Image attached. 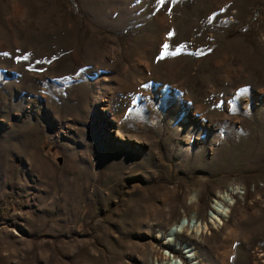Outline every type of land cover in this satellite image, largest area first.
<instances>
[{
	"label": "rangeland",
	"instance_id": "374dc122",
	"mask_svg": "<svg viewBox=\"0 0 264 264\" xmlns=\"http://www.w3.org/2000/svg\"><path fill=\"white\" fill-rule=\"evenodd\" d=\"M189 247L264 264V0H0V264Z\"/></svg>",
	"mask_w": 264,
	"mask_h": 264
},
{
	"label": "bare ground",
	"instance_id": "6f19581e",
	"mask_svg": "<svg viewBox=\"0 0 264 264\" xmlns=\"http://www.w3.org/2000/svg\"><path fill=\"white\" fill-rule=\"evenodd\" d=\"M238 190H239L238 187H231L229 189V191H230L229 193H219L216 195L217 197L213 200V206H212L214 214H213L212 218H210L212 223H214V224L217 222L220 223L221 218H226L227 212H228L230 206L235 201V199L233 197L239 196ZM190 227H191V229L194 230L195 235H198L199 233H201L202 228H204L203 226L201 227V225L199 223H197L196 221L193 224H190L188 221L187 222H179V223L174 224L168 228V230H167V236L169 238L168 240H171V241H174L177 243L178 242L176 240L177 237L180 234L188 231V229ZM187 251H189L187 254V257L189 255V257L192 258L193 264H199V262L196 260V254H195L194 248L189 247V248H187ZM173 261L172 260L167 261L168 262L167 264H176V261H174V262Z\"/></svg>",
	"mask_w": 264,
	"mask_h": 264
},
{
	"label": "snow or ice",
	"instance_id": "6c2138e0",
	"mask_svg": "<svg viewBox=\"0 0 264 264\" xmlns=\"http://www.w3.org/2000/svg\"><path fill=\"white\" fill-rule=\"evenodd\" d=\"M160 2L162 3L163 2V0H160ZM169 35H172V33H169ZM168 48V45L167 44H165L164 45V49L166 50ZM163 54H166V52L165 53H162V55ZM172 55H176V53L174 52V53H171Z\"/></svg>",
	"mask_w": 264,
	"mask_h": 264
},
{
	"label": "built area",
	"instance_id": "2783aa9c",
	"mask_svg": "<svg viewBox=\"0 0 264 264\" xmlns=\"http://www.w3.org/2000/svg\"><path fill=\"white\" fill-rule=\"evenodd\" d=\"M238 192H240L239 190H238ZM242 192V191H241ZM242 194V193H241Z\"/></svg>",
	"mask_w": 264,
	"mask_h": 264
}]
</instances>
